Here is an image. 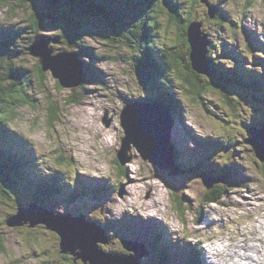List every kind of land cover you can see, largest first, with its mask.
Wrapping results in <instances>:
<instances>
[{
    "label": "rangeland",
    "instance_id": "1",
    "mask_svg": "<svg viewBox=\"0 0 264 264\" xmlns=\"http://www.w3.org/2000/svg\"><path fill=\"white\" fill-rule=\"evenodd\" d=\"M208 1L210 4H216L219 11H224L226 18L224 17L221 22L215 20L214 17L211 18L209 14L213 13L216 16L215 12L207 9L203 3L194 5L191 0H179L184 3L180 14L190 12L196 15L197 20L202 21L203 25L199 28L211 40H209L210 45H217L215 51L218 56H215L214 59L220 61L219 65L222 70L228 66L233 67L234 64L231 56L225 55L226 51L229 54H239L243 59L240 63L242 69L264 77V0ZM4 2L7 3L6 6L0 4V30L28 27L27 33L32 32L30 31L32 30L31 24L28 22L29 13L16 8V0H5ZM30 3L39 13L47 9L48 6L55 11L57 10L55 7L59 4V2L51 4L46 0L22 1L23 7ZM77 5L82 7L81 3H77ZM189 5L194 7H189ZM78 6L75 9L71 6V14L65 10L71 15V18H68L65 13L59 15L66 20V24L70 27L71 32H67V36H65V38H69L70 44L74 37H79L84 40L85 46L98 57L92 59L85 55L83 59L84 62L94 66L97 72L95 75L97 82L83 83L78 87L73 79L70 83L73 82L75 87L59 89L51 71L45 72L47 75L45 82L34 77L26 93L28 102H30L29 97L32 101L31 104L20 107L17 110L16 120L7 125L17 135V138L8 134V143L2 144L6 159L13 158L10 163L13 167L7 166L6 169L20 171L29 180H37V175H51L53 171L60 170V178L51 176L49 180L60 181L61 188L65 186L68 190L74 187L81 190L84 183L90 185L93 182V189L101 190L104 197L102 200L105 202L104 207L97 208L92 212L95 217L100 218V220L92 218L101 222L98 226L94 227L86 221L85 216L75 213L79 210H86L88 205L86 202L82 203L85 205L81 209L72 207V210L64 212L63 209L56 208L51 211L50 218L55 222L63 221L62 219H82L85 224L98 229L102 233L104 242L97 244L96 247L103 256L119 252V258L122 259V255L129 257V247L144 248L143 253L138 254L142 257L140 263L126 264H164L163 262L158 263V254L170 242L176 248L167 251L170 255H175V251H178L180 256L182 255L179 263L186 262L183 253L189 249L186 246L188 245L192 247L194 256L196 254L195 260L198 264H235L234 262L241 264V261H245V257L239 255L234 258L230 256V253L233 254L237 251L238 246L244 241L245 244L246 242L250 243V247H255L254 251H250L247 245L248 254L260 258L264 263V249L258 246L259 242L264 246V163L259 162L260 159L255 156L253 147L248 146L247 142L244 144L243 141L239 145L232 143V146L229 145V147L225 145L231 139L238 142V136L235 135L239 133L242 137L248 135L242 127L243 123H249L251 119L256 122L263 121L262 117L251 111L253 105H249L246 101L247 93H242L243 99L235 97L229 100L223 94L209 87L201 89L202 85H200L195 88L194 94L190 93L187 88L183 97L180 91L167 86L170 89L169 95L173 94L179 103V110L177 108L173 110L175 116L179 115L177 120H172L170 111L166 108L163 109L168 111L171 120L169 145L173 148V140H176L180 134L187 150H182L180 153L179 150L173 148L171 151L173 161H175L173 156L175 154L178 155V158H181V155H187V158L194 155L196 159L203 157L209 168L216 169L213 168V165L221 158V155L226 153L231 163L225 166V171L228 167L225 176L230 174L232 177H238L241 181L240 184L231 185L227 183V177L222 178L223 180L217 184L225 190L222 196H219V203H208V190L205 189L201 180L204 176L194 179L189 176L178 177L177 180H172L169 183L166 178H160L166 171L160 170L154 163L143 161L133 147L127 155L130 161L124 166L119 165L116 154L120 149V140L123 137L119 116L122 114V109L126 107L125 103L134 109L132 102H137L142 106L139 108V112H146L145 114L148 116L154 117L156 112L154 113L153 109H158V107L160 109V106L156 104L157 99L154 98L157 96V92L154 94V90H152L154 87L149 86V89L152 90V98H147L145 95L147 93L143 92L145 89H142L141 85L152 84L151 80L140 81L145 78V74L142 69L137 70L134 66L135 64L139 66L140 63L138 57L141 56L140 45L143 44L141 38L137 37L127 41V37L118 32L115 34L117 35L115 41L113 36V41L102 38L104 34L109 35L107 37L111 36L110 33L112 34L110 28L107 31L109 34L106 32L105 25L107 24L100 26L102 22L100 18L90 16V12L85 13L87 11ZM184 8L191 10L188 11ZM58 10L61 12L63 9ZM159 10V15L166 20L160 24V33L153 35L154 44L148 46L151 47L153 53L156 52L159 55L161 65L157 70L160 72L161 68L162 71H165V66L169 68L163 50L167 46L176 45L180 30L178 24L167 16L164 5L160 4ZM45 19L50 21L51 17L48 16ZM55 20H51L52 25L55 24ZM86 23H90L94 27L92 34L86 30ZM44 29L36 37L53 36L60 34L61 31L59 28L53 29L52 26H46ZM195 31L198 32L197 29ZM150 35L151 32H148L146 35L148 41L145 43L151 40ZM26 36L22 32L12 41L16 50L20 51L22 46L27 47ZM44 41H48L46 42L47 46L52 48L50 59L69 53L65 50L64 43H60L57 38ZM31 45L32 43L28 45L26 54L20 53L13 58H10V54L9 58H4L3 62H0V77L5 76L4 71L10 72L14 68L20 67L21 64L30 69L29 76H33L38 59L32 57L33 46ZM248 47L254 48L253 52ZM150 63L152 62L150 61ZM228 63L232 65H228ZM62 64L60 63L56 68H60ZM206 66L212 73L213 67H216L214 64L210 65L208 61H206ZM220 68L217 69L220 70ZM205 78L200 75L201 83H204ZM147 79H151V77ZM179 80L182 85L180 78ZM258 80L261 81L259 78ZM165 82L167 81H160L159 78H156L153 84L159 83L160 86H166ZM51 116H54L55 119L53 118L54 120L50 124L48 121ZM107 122H109L108 125ZM263 128L264 123L262 122L255 130L259 131ZM184 129H188L187 134ZM198 141L200 145L210 147L211 151L215 153L214 158L206 157L205 151L198 146ZM217 146L225 149H222L221 152ZM189 149L194 151L190 152ZM9 153L12 154L9 155ZM233 163L239 165L240 170L231 174L228 170ZM186 165H190V163ZM179 171L183 174L187 173L180 168ZM99 180L108 185L109 193L106 196V186L102 188L103 185L98 184ZM66 182L70 186L64 185ZM24 184L29 188L28 183ZM171 184L174 185L170 187ZM13 193L15 192L11 191V194L6 197L0 192V200L4 201L0 203V240L5 247V253H0V264H83L76 253L74 255L68 250L65 251L66 253L59 252L58 244L61 243V239L54 231L44 230L43 224L39 225L42 227L35 224L36 227L31 228V222L24 220L25 223H18L13 227L6 225L12 218L19 217L21 212L27 215L31 213L27 202L29 201L28 197L21 192L23 195L18 201ZM32 193L38 195L39 190L33 189ZM109 197L110 200L106 201L105 198ZM60 198H66L64 193ZM69 198L74 200V197ZM174 200L178 201L180 209L176 208ZM31 203L34 202L31 201ZM146 207L148 212L144 214L142 211ZM31 214L34 215V213ZM122 219H126L131 225L128 228L130 232L123 233L121 238L115 232L111 233V230L112 225L115 226L113 223L118 221L122 224ZM101 224L109 229L110 235L106 233ZM157 224L161 228L162 235L157 232ZM45 227H47L46 224ZM135 229L136 231L144 230L139 233L135 232ZM240 230H243L245 235L240 234L242 233ZM86 231L92 239H95L93 231H88V229ZM182 234L187 238H185L186 245L179 240ZM126 235L128 237H124ZM109 236L110 241L105 245L106 238L109 240ZM238 236L240 244L237 243ZM245 236L246 238H244ZM127 240L130 242L127 243ZM131 240L143 242L144 245L141 243L132 244ZM183 240L181 236V241L183 242ZM105 261L108 264H123L121 261L119 263Z\"/></svg>",
    "mask_w": 264,
    "mask_h": 264
},
{
    "label": "trees",
    "instance_id": "2",
    "mask_svg": "<svg viewBox=\"0 0 264 264\" xmlns=\"http://www.w3.org/2000/svg\"><path fill=\"white\" fill-rule=\"evenodd\" d=\"M5 0H0V4L7 5ZM17 6L16 8L23 9L25 13H29L28 16V22L31 24V29L27 33L28 27H24L21 29H8V30H0V62H3V59L9 58L8 55L11 54L10 58L17 57L20 53L26 54V49L29 48L28 45L32 43L37 37L44 40H48L52 38H57V40L60 43H64L65 50H67L69 53H74L76 55V58L81 62L82 64V73H83V80L82 84H87L89 82H97V78L95 75H97V72L91 64H88L83 61L85 58V55L90 56L92 59L98 58L96 55L92 53V51L85 46L84 40L80 39L79 37H74L72 39V43L70 44L69 38H65L67 36V32L70 33V27L68 24H66V20L61 18L59 14L65 13L68 18H71V6L77 7V3H81L80 7L84 11H87L85 13L90 12V16L93 15L96 18H101L105 23L102 25H105L106 32L108 31V28H110V37H107L109 35H103L102 38L108 39L110 41L117 40V32L121 33L122 36L127 37V41H130L131 39H135L137 37H140L143 44L140 45L141 49V56L138 57L140 60L139 66L135 64V69H142L143 74H145V78L141 79L140 81H147L151 80V85L157 86L159 83H154L156 78H159L160 81L168 79V82L170 84V80H173L175 83L180 84V80L182 81V84L187 87L190 93L194 94L195 88L200 87L201 89L205 87H209L211 89H214L216 92L223 94L225 97H227L229 100L231 98H235V87L240 88L242 90H246L249 93L254 92L257 95H263L264 96V81L258 80L257 74H252L247 70H244L241 68V57L238 56L237 65L234 68H228L225 70H222L220 68V61L215 60L214 57L218 56L214 45H210L211 50L207 53L206 59L210 65L213 66L216 65V67H213V73L211 71V75L206 74L204 72L198 73L194 69H192V47L189 42L190 37V29H188V26L184 25L182 23L183 19L180 15V9L183 7L184 3L179 2V0H60L57 7H55V11L51 10V8L48 6L47 9L43 10L41 13L36 12L35 7L32 3L27 5L26 7H23L22 1L24 0H16ZM181 1V0H180ZM194 5L195 4H202L203 2L201 0H191ZM119 2V3H118ZM207 3L203 4H210L208 0H206ZM162 4L166 7L165 11L167 13V16L171 19V21L174 20L176 24H178L179 31V38L177 40L176 45L174 46H165L166 49L163 50V53H165L164 58L166 57L167 62L169 64L170 70L166 72L161 71L159 72L157 70L158 67H160L161 62L159 55L156 52L151 51V47L148 45H153V35H157L161 31V22L165 21L166 19H163L159 13V5ZM123 8H122V7ZM193 5H189V7H192ZM215 6V5H214ZM23 7V8H21ZM194 7V6H193ZM216 8V6H215ZM15 9V8H14ZM11 9V10H14ZM58 9H63L61 12ZM185 10H191L190 8H184ZM65 10L67 12H65ZM75 12V11H74ZM159 12V13H158ZM50 13V14H49ZM53 13V14H52ZM50 16V21H47L45 17ZM225 17V14L223 11H219L216 16H214L215 20H218L221 22L223 18ZM53 18V19H52ZM57 19V20H55ZM189 19V20H188ZM213 19V20H214ZM51 20H55V24L52 25ZM188 20V24L195 21L193 13L187 12L184 21ZM72 22V21H71ZM198 22V21H197ZM190 25V24H189ZM50 27L52 26L53 29L59 28L60 34L48 36V35H41L37 36L41 33V31L45 30L44 27ZM162 26H164L162 24ZM233 26V25H232ZM86 30L90 31V33H93L94 27H92V24L86 23ZM188 30V31H187ZM24 32L26 36V46H22V49L20 51L16 50L14 47V44H12V41L15 39L16 36ZM100 32V31H99ZM151 32V42L145 43L146 35L147 33ZM108 33V32H107ZM109 34V33H108ZM114 39H113V37ZM145 36V37H144ZM92 38H94L92 36ZM145 38V39H144ZM67 39V40H66ZM113 39V40H112ZM140 40V39H139ZM65 41V42H64ZM128 45V44H127ZM216 47V46H215ZM49 50H52V48L49 46ZM152 54V57H151ZM84 55V56H83ZM152 62L150 63V61ZM133 59V58H130ZM39 60V59H38ZM21 63V62H20ZM154 64V65H153ZM20 67L14 68V70H11L10 72L4 71L5 76L0 77V142L4 143L6 142L5 138L10 134V129L7 127L11 122L15 121L17 118V110L24 105L31 104V99L29 97L30 102H28V97L26 96L27 90L31 86V82L33 81L34 77L42 82H45L47 80V75L43 71L42 66L39 62H36L35 68L33 70V76H29V71H31L28 68H25L24 64L19 65ZM23 66V67H21ZM167 69V67H164ZM217 68H220L218 70ZM8 70V69H7ZM200 75L205 76L204 83H201L199 77ZM250 75V76H248ZM171 79L169 80V77ZM151 77V79H147ZM260 79V78H259ZM55 83L59 87V89H62V86L60 82L56 79ZM218 80V81H217ZM186 83V84H185ZM181 85V84H180ZM142 86H147L143 84ZM149 88V86L147 87ZM169 88L166 86L161 87V93L158 96V99L156 100V104H160L162 106H165L168 108L172 115V120L178 119L179 115L175 116V113H173L174 109L179 110V103L174 97L173 94L169 95ZM158 94V93H157ZM150 95L152 93L150 92ZM161 98V99H160ZM182 99V97H181ZM73 101V100H72ZM230 103V101H228ZM137 102H132V104H136ZM152 103V101L150 102ZM155 103V102H154ZM228 104V103H227ZM218 106V105H217ZM54 116H51L49 118V123L51 124V121ZM207 142V140H205ZM12 153H9L11 155ZM175 158V165L176 168L179 170V168L182 171H188L189 169H192L190 165H186L185 160L181 157L178 158V156L175 154L173 155ZM184 158H187V155L183 156ZM5 153L2 149H0V192L4 196H8V194H11V191H14L15 193L25 194L28 198H31L33 195L31 186H36L38 183L34 182L33 180L27 179L24 174L20 171H10L6 169L7 166L13 167L12 164L6 159ZM11 162L13 161V158H8ZM188 159V158H187ZM118 161V159H117ZM116 161V162H117ZM178 162V163H177ZM5 174V176L2 174ZM190 172V170H189ZM182 174V173H180ZM48 179L44 180V184H48ZM28 183L30 185V188L26 187V184ZM51 191H55V186H50ZM170 187H172L170 185ZM219 187V186H217ZM215 186L214 188L210 189V191L207 193V200L208 203H219V196H222L223 189L219 187L217 189ZM46 191L49 189V186L42 187ZM45 192V191H44ZM43 191H40L38 195L35 196L36 203L40 204L41 206L46 205V201L43 198L44 195ZM88 190L86 187H82L75 191L68 190L65 194L68 195V198L66 200L70 203L72 198L69 197H75L76 195L81 194H87ZM21 194V195H23ZM60 195H63V189L61 188V191L59 193ZM47 199H50L47 197ZM3 200H0V203H3ZM174 203L176 205L177 209H180V204L177 200H174ZM104 230L107 232L108 228L104 226V224H101ZM162 248V247H161ZM163 251H159L158 254V263H164V264H172L171 259H168L170 253L167 251L166 248L162 249ZM0 253H5V247L2 240H0ZM169 253V254H167ZM196 256V254H195ZM176 264H196L194 263V260L189 263H176Z\"/></svg>",
    "mask_w": 264,
    "mask_h": 264
},
{
    "label": "water",
    "instance_id": "3",
    "mask_svg": "<svg viewBox=\"0 0 264 264\" xmlns=\"http://www.w3.org/2000/svg\"><path fill=\"white\" fill-rule=\"evenodd\" d=\"M47 2L54 4L60 0H46ZM77 8L76 6L74 9ZM101 19V18H100ZM101 21L105 23L102 19ZM101 23L100 26L103 24ZM103 26V25H102ZM189 42L192 47V67L199 73L209 74V68L206 66V42L205 39L197 36V32L190 30ZM44 39L36 38L32 42V57L39 59L38 62L42 66L44 72L51 71L52 77L60 82L63 87H75L73 82L78 87L82 84V64L76 59L74 53H67L65 55L57 56L55 59H50L52 53L49 50ZM204 48V49H203ZM74 61V65H73ZM49 63H52L51 66ZM63 63L60 68H56L57 65ZM71 64L72 66H70ZM56 65V66H55ZM128 107V106H127ZM123 109V113L120 114V126L123 130V137L120 140V149L117 151L116 157L120 165L124 166L130 161L128 153L133 147L143 161L154 163L160 170L166 172L160 178H166L169 183V176L176 175L173 167V160L171 158V147L169 145V130H170V116L166 110L154 109L156 112L154 117H150L146 112H139L133 108ZM150 108V107H149ZM153 108V107H152ZM138 111V112H137ZM145 114V115H144ZM106 122V121H105ZM107 125L109 122L106 123ZM250 138L247 143L253 147L255 156L260 159V163H264V128L262 130L249 129ZM170 170V171H169ZM169 175V176H168ZM163 180V179H162ZM34 215L32 218H26V221L31 222V227L35 224L47 225V229L53 230L57 233L61 239L60 252L71 251L74 255L80 258L83 264H108L105 260L113 263H135L132 257L119 258L118 254H107L103 256L98 250L96 245L103 243L104 239L101 236V232L95 229L93 226L85 224L84 220L76 219H62L63 221L51 220L50 216L36 207L31 208ZM23 213V212H21ZM17 218V217H16ZM16 218H12L7 224L17 225L18 223H25L24 220L16 221ZM85 224V225H84ZM86 229L95 233V239H92ZM144 251L142 248H140ZM129 250H136L129 247ZM78 251V252H77ZM105 259V260H104Z\"/></svg>",
    "mask_w": 264,
    "mask_h": 264
},
{
    "label": "bare ground",
    "instance_id": "4",
    "mask_svg": "<svg viewBox=\"0 0 264 264\" xmlns=\"http://www.w3.org/2000/svg\"><path fill=\"white\" fill-rule=\"evenodd\" d=\"M203 3H207L206 2V0H201ZM210 15V17L212 18V17H214V14L213 13H210L209 14ZM215 15H216V13H215ZM195 29H197V28H195V27H193V30L195 31ZM188 31V30H187ZM203 39V38H202ZM207 49H205V51H206ZM58 55V54H57ZM49 65H51V66H54V65H52V63H49ZM56 66V65H55ZM192 69H194V68H192ZM55 78V77H54ZM83 80V79H82ZM73 82H76V81H73ZM62 86V85H61ZM63 87V86H62ZM64 88H66V87H64ZM134 105V109L135 110H140L139 108H141L142 106L139 104V103H136V104H133ZM132 107V106H131ZM127 108H129V105H128V107ZM154 110V109H153ZM158 111H160V109H159V107H158V109H157ZM124 112V111H123ZM122 112V113H123ZM168 112V111H167ZM155 113V112H154ZM155 115V114H154ZM176 136H177V133H176ZM177 137H179V139H181L180 138V134H178V136ZM178 139V138H177ZM171 149V148H170ZM172 158V157H171ZM173 160V159H172ZM119 162V161H118ZM120 165V164H119ZM122 166V165H121ZM132 195V194H131ZM133 199V198H132ZM25 210V209H24ZM27 211H29V210H27ZM143 212H145V213H147L148 212V208L146 207L145 209H144V211ZM31 213H33L32 212V209H31ZM30 213V215H27V214H25V213H21V215L19 216V217H17L16 218V221H22V220H26V218L28 219V218H32L33 217V215ZM33 219V218H32ZM29 221V220H28ZM8 222V221H7ZM13 227V226H12ZM100 228V227H99ZM53 231V230H52ZM182 237H183V234L181 235ZM183 239H185L184 237H183ZM261 241V240H260ZM99 244V243H98ZM106 245V244H105ZM127 246V245H126ZM189 249H192V247L191 246H188V245H186ZM128 247V246H127ZM239 247V249L237 250V251H235L233 254H231L230 253V256H232V257H234V258H237V256H239V255H241V256H243V257H245V261H241V264H253L252 262H254V263H260V264H264L263 263V261H261L260 260V258H258V257H255L254 255H250V254H248V252H247V249H246V247H247V244H245L244 243V241H243V243L241 244V245H239L238 246ZM144 249V248H143ZM232 252V251H231ZM220 256H221V258H223V255H221L220 254ZM79 259V258H78ZM224 259V258H223ZM119 263V262H118ZM225 263H228V262H226L225 261ZM235 264H238L237 262H234Z\"/></svg>",
    "mask_w": 264,
    "mask_h": 264
}]
</instances>
